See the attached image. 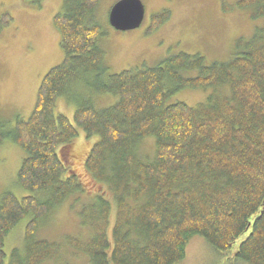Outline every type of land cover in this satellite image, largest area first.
Masks as SVG:
<instances>
[{
	"label": "trees",
	"instance_id": "obj_1",
	"mask_svg": "<svg viewBox=\"0 0 264 264\" xmlns=\"http://www.w3.org/2000/svg\"><path fill=\"white\" fill-rule=\"evenodd\" d=\"M99 1L63 0L52 19L61 62L42 78L26 120L11 129L0 122V144L10 141L25 153L17 184L30 194L0 196V264L60 261L62 247L36 234L71 197L86 200L77 218L89 234L66 237L64 247L88 264H178L193 237L237 261L264 264V28L236 39L227 62L179 53L156 67L104 78L101 28L93 16ZM235 5L251 20H264V0ZM169 18V11L155 14L149 31ZM11 21L0 14V31ZM190 72L197 75L184 76ZM79 87L87 98L71 94ZM208 88L223 94L194 107L168 102L179 91ZM99 95L117 100L96 110ZM60 97L76 104L73 125L55 114ZM77 130L95 140L83 163L101 187L91 195L71 168L68 147ZM147 139L153 154L144 160L138 152ZM25 217L22 245L6 261L5 241Z\"/></svg>",
	"mask_w": 264,
	"mask_h": 264
},
{
	"label": "rangeland",
	"instance_id": "obj_2",
	"mask_svg": "<svg viewBox=\"0 0 264 264\" xmlns=\"http://www.w3.org/2000/svg\"><path fill=\"white\" fill-rule=\"evenodd\" d=\"M118 1L100 0L93 14L94 21L101 28L97 45L104 52V78L122 71L153 68L179 53L200 54L210 63L227 62L235 52L236 39H249L256 29L264 28V20H251L248 10L236 8L239 0H140L144 7L141 26L120 32L108 24L109 11ZM62 3L63 0H41L39 7H35L27 0H0V14L8 13L12 19L0 31V122L6 129L13 128L18 119L26 120L29 117L42 78L62 60L59 36L52 25L53 17L62 13ZM161 11H169V20L155 31H149L152 16ZM196 75L195 72L184 74L187 78ZM222 88L227 90L225 86ZM73 89L71 94L78 99L88 97L83 94L88 91L85 88ZM218 94L223 93L216 88L182 90L172 95L168 102H181L194 107L204 103L208 96ZM116 100L111 95L96 96L94 108H107ZM75 109L74 102H67L61 97L56 101L55 114L63 115L72 125ZM77 132V137L68 147L73 157L71 168L89 194L99 192L101 187L92 184L83 164L95 140L85 138L80 130ZM151 140H144L138 152L144 160L152 157ZM24 157L25 153L12 142L4 140L0 144V196L11 193L20 199L30 195L17 184V172ZM85 202L82 198L76 203L71 197L36 234L37 239L62 247L64 253L58 264H88L85 256L64 247L66 237L85 238L89 234L88 230L81 228L77 218L80 205ZM28 220L29 217L23 218L6 239V261L13 248L21 247ZM178 264L246 263L237 261L231 253L223 255L215 252L202 238L193 237L186 247L184 260Z\"/></svg>",
	"mask_w": 264,
	"mask_h": 264
},
{
	"label": "water",
	"instance_id": "obj_3",
	"mask_svg": "<svg viewBox=\"0 0 264 264\" xmlns=\"http://www.w3.org/2000/svg\"><path fill=\"white\" fill-rule=\"evenodd\" d=\"M144 7L140 0H120L109 11L108 24L115 31L138 29L143 21Z\"/></svg>",
	"mask_w": 264,
	"mask_h": 264
}]
</instances>
